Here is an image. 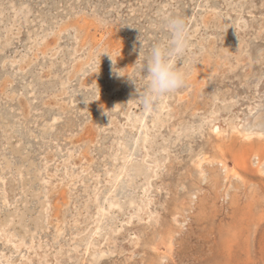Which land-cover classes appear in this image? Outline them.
<instances>
[{
	"label": "rangeland",
	"instance_id": "obj_1",
	"mask_svg": "<svg viewBox=\"0 0 264 264\" xmlns=\"http://www.w3.org/2000/svg\"><path fill=\"white\" fill-rule=\"evenodd\" d=\"M170 15L145 108L101 53L142 87ZM0 264H264V0H0Z\"/></svg>",
	"mask_w": 264,
	"mask_h": 264
},
{
	"label": "clouds",
	"instance_id": "obj_2",
	"mask_svg": "<svg viewBox=\"0 0 264 264\" xmlns=\"http://www.w3.org/2000/svg\"><path fill=\"white\" fill-rule=\"evenodd\" d=\"M163 27L170 34V39L152 46L146 57H139L135 62L136 70L146 77L142 87H138L134 79L116 67V60L108 51L112 61V74L117 78L126 77L136 87L138 97L145 108H151L156 100L165 94L175 92L186 85V72L179 67L187 62L188 32L185 19L180 15H170L163 18Z\"/></svg>",
	"mask_w": 264,
	"mask_h": 264
},
{
	"label": "bare ground",
	"instance_id": "obj_3",
	"mask_svg": "<svg viewBox=\"0 0 264 264\" xmlns=\"http://www.w3.org/2000/svg\"><path fill=\"white\" fill-rule=\"evenodd\" d=\"M237 23V22H236ZM238 24V23H237ZM237 27V26H236ZM250 98V97H249ZM260 101V100H259ZM247 102V101H246ZM159 103V102H158ZM227 103V102H226ZM230 104V103H229ZM233 104V103H232ZM249 104V103H248ZM255 105V104H254ZM248 106H250V105H248ZM256 107V106H255ZM262 107V106H261ZM255 109V108H254ZM253 109V110H254ZM261 109V108H260ZM149 110V109H148ZM147 111V110H146ZM210 113V112H209ZM242 114V113H241ZM127 117H129V116H127ZM127 117H126V119H127ZM136 117V116H135ZM172 117V116H171ZM130 118V117H129ZM252 118V117H251ZM136 119V118H135ZM171 120V119H170ZM205 120V119H204ZM217 120V119H216ZM153 121V120H152ZM135 122V121H134ZM133 122V123H134ZM237 122V121H236ZM136 123V122H135ZM138 123V122H137ZM143 123V122H142ZM249 123V122H248ZM129 124H131V123H129ZM144 125H145V122H144ZM156 125V124H155ZM136 126H138V125H136ZM146 126V125H145ZM234 126V125H233ZM129 127V126H128ZM147 127V126H146ZM142 128H144V127H142ZM134 129V128H133ZM145 129V128H144ZM234 129V128H233ZM141 130V129H140ZM145 130H147V129H145ZM145 130H144V132H145ZM133 131V130H132ZM217 131V130H216ZM234 131V130H233ZM143 132V131H142ZM218 132V131H217ZM239 132V131H238ZM148 133V132H147ZM219 133V132H218ZM233 133V132H232ZM243 133V132H242ZM137 134H138V132H137ZM149 134V133H148ZM253 134V133H252ZM255 134V133H254ZM178 135V134H177ZM250 135V134H249ZM249 135H244L245 136V138L247 139V138H249L250 136ZM230 136H232V135H230ZM258 137H262V135L261 134H258L257 135ZM144 137V136H143ZM256 137V136H255ZM146 138V136L144 137V139ZM237 138V137H236ZM147 139V138H146ZM141 140V139H140ZM177 140V139H176ZM145 141V140H144ZM250 141V140H249ZM136 142V141H135ZM138 142H140L139 140H138ZM150 142V141H149ZM144 143V142H143ZM146 143V142H145ZM144 143V144H145ZM152 144V143H151ZM122 145V144H121ZM149 145V144H148ZM171 145V144H170ZM116 146V145H115ZM133 146V145H132ZM169 146V145H168ZM142 147H144V146H142ZM147 146H145V148H146ZM149 147V146H148ZM163 147H164V145H163ZM172 147V146H171ZM123 148V147H122ZM133 150H134V148H133ZM148 150H150V148H148ZM118 151V150H117ZM132 151V150H131ZM146 151V150H145ZM147 153V152H146ZM165 153V152H164ZM201 153V152H200ZM118 154V153H117ZM149 154H150V151H149ZM169 154V153H168ZM215 154V153H214ZM216 154H217V152H216ZM219 154V153H218ZM256 155H257V153H256ZM153 156V155H152ZM143 157V156H142ZM170 157V156H169ZM197 157V156H196ZM121 158V157H120ZM119 158V159H120ZM167 158V157H166ZM114 159H116V157H114ZM194 159V158H193ZM199 159V158H198ZM170 160H171V158H170ZM114 161V160H113ZM145 160H141V162H144ZM153 161V160H152ZM155 161V160H154ZM174 161V160H173ZM205 161V160H204ZM210 161V160H209ZM117 162V161H116ZM198 162V161H197ZM199 162H200V160H199ZM120 165H121V163H119ZM191 164V163H190ZM199 164V163H198ZM201 164V163H200ZM199 164V165H200ZM140 165V164H139ZM142 165V164H141ZM146 165V164H145ZM144 165V166H145ZM147 165H148V163H147ZM117 166V165H116ZM194 166H195V164H194ZM201 166H203V165H201ZM119 167V166H118ZM123 167V166H122ZM200 167V166H199ZM116 168V167H115ZM138 168V167H137ZM150 168V167H149ZM139 169V168H138ZM162 169H163V167H162ZM202 169V168H201ZM146 170V169H145ZM153 170V169H152ZM161 170V169H160ZM199 170H200V168H199ZM27 171V170H26ZM152 172V171H151ZM34 173V172H33ZM140 173V172H139ZM199 173H201V172H199ZM203 173V172H202ZM109 174V173H108ZM115 174V173H114ZM23 175V174H22ZM121 175H122V173H121ZM235 175V174H234ZM24 176V175H23ZM35 176V175H34ZM123 176V175H122ZM157 176V175H156ZM212 176V175H211ZM217 176V175H216ZM215 176V177H216ZM117 177H118V175H117ZM151 177V176H150ZM113 178H115V176L113 177ZM154 178V177H153ZM116 180H118V178H116ZM120 180V179H119ZM204 180V179H203ZM115 181V180H114ZM153 181V180H152ZM108 182V181H107ZM150 182V181H149ZM111 186H113V185H110L109 187L111 188ZM143 187V186H142ZM146 187V186H145ZM139 189V188H138ZM147 189V188H146ZM108 190V189H107ZM113 190V189H112ZM150 190V189H149ZM29 191V190H28ZM142 191V190H141ZM153 191V190H152ZM31 192V191H30ZM37 192V191H36ZM145 192V191H144ZM149 192V191H148ZM35 193V192H34ZM108 193V192H107ZM111 193V192H110ZM30 194V193H29ZM106 194V193H105ZM109 194V193H108ZM139 194V193H138ZM149 194H150V192H149ZM36 195V194H35ZM107 195V194H106ZM34 196V195H33ZM38 196V195H37ZM113 196V195H112ZM133 198V197H132ZM144 198H145V195H144ZM104 199H105V197H104ZM110 199V198H109ZM131 200V199H130ZM104 201V200H103ZM107 201V200H106ZM109 202H110V200H109ZM131 202V201H130ZM107 203V202H106ZM149 203V202H148ZM99 204V203H98ZM121 204V203H120ZM154 204V203H153ZM152 204V205H153ZM164 204V203H163ZM101 205V204H100ZM107 205V204H106ZM132 205V204H131ZM129 207H130V205H129ZM146 207H147V205H146ZM114 208H115V206H114ZM134 208V207H133ZM153 208V207H152ZM97 209H98V207H97ZM101 209V208H100ZM106 209V208H105ZM108 209H110V208H108ZM102 210V209H101ZM118 210V209H117ZM120 210V209H119ZM100 211V210H99ZM122 211V210H121ZM127 211V210H126ZM147 211V210H146ZM23 212V211H22ZM149 212V211H148ZM153 212V211H152ZM102 213V212H101ZM100 213V214H101ZM12 214V213H11ZM140 214V213H139ZM138 214V215H139ZM8 215V214H7ZM6 215V216H7ZM97 215V214H96ZM132 215V214H131ZM130 215V216H131ZM148 215H149V213H148ZM153 215H154V213H153ZM5 216V217H6ZM16 216V215H15ZM135 216V215H134ZM175 216V215H174ZM17 217V216H16ZM16 217H14V219L16 218ZM20 217V216H19ZM22 217V216H21ZM128 217V216H127ZM139 217V216H138ZM144 217V216H143ZM13 218V217H12ZM129 218V217H128ZM150 218V217H149ZM158 218V217H157ZM17 219V218H16ZM143 219V218H142ZM12 220V219H11ZM133 220V219H132ZM95 221V220H94ZM101 221V220H100ZM136 221V220H135ZM147 222H148V220H146ZM40 222V221H39ZM38 223V222H37ZM98 223V222H97ZM143 223V222H142ZM142 223H140V224H142ZM156 223V222H155ZM8 224H9V222H8ZM11 224V223H10ZM16 224V223H15ZM124 224H126V223H124ZM128 224V223H127ZM115 225V224H114ZM123 225V224H122ZM150 225V224H149ZM14 226V225H13ZM39 226V225H38ZM115 226H117V224L115 225ZM23 228V227H22ZM144 230V229H143ZM143 230H142V232H143ZM117 231V230H116ZM112 232V231H111ZM108 233V232H107ZM115 233V232H114ZM119 234V233H118ZM106 235V234H105ZM120 235V234H119ZM107 236V235H106ZM113 237V236H112ZM111 237V238H112ZM110 238V237H109ZM115 238V237H114ZM106 240V239H105ZM87 243V242H86ZM92 243V242H91ZM109 244V243H108ZM107 244V245H108ZM88 245H89V243H88ZM88 245H87V247H88ZM102 248H104V247H102ZM115 248V247H114ZM90 249H91V247H90ZM94 249V248H93ZM92 249V250H93ZM95 250V249H94ZM104 250V249H103ZM102 250V251H103ZM108 250V249H107ZM106 250V251H107ZM100 251H101V248H100V250H99V252L98 253H100ZM105 251V252H106ZM112 252V251H111ZM101 254V253H100ZM94 255V254H93ZM89 256V255H88ZM100 256V255H99ZM93 257V256H92ZM98 257V256H97Z\"/></svg>",
	"mask_w": 264,
	"mask_h": 264
}]
</instances>
